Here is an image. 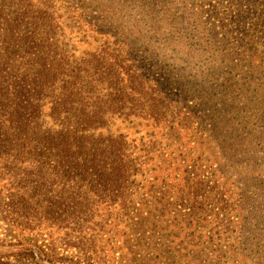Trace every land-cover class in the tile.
I'll return each mask as SVG.
<instances>
[{
  "label": "trees",
  "instance_id": "16d2710c",
  "mask_svg": "<svg viewBox=\"0 0 264 264\" xmlns=\"http://www.w3.org/2000/svg\"><path fill=\"white\" fill-rule=\"evenodd\" d=\"M185 1L115 0V10L125 24L141 31L149 40L163 43L168 39L170 43L166 51L173 46V50L179 52L174 56L175 63L169 64L162 73L160 82H152L148 86H153L148 87L144 82L148 79L140 78L148 65H144L140 72L141 64L129 63L124 76V67L111 72L108 65L97 61L95 71L100 76L99 81L113 82L117 88L114 97L119 102L133 101L129 97L144 90L156 96L162 106L172 103L178 113H181L180 107H185L189 101L194 102L192 108H186L187 115L178 116L188 126L181 130L188 133L193 129L194 121L198 120L202 125L201 134L206 133L207 136H199L202 141L198 148H187L182 144L184 147L179 145L176 149L178 155L163 154L159 165L162 167L170 161L177 166L176 170L182 176L174 178V193L178 199L192 205L203 204L194 207L189 215L190 222L198 231L211 234L220 229V245L216 247L231 248L234 245H230L233 239L230 227H237L241 246L232 251L237 263L252 260L255 253L257 261L264 264V158L255 160L252 163L254 168L245 164L252 161L250 156L254 151L264 146V140L260 141L264 138V101L260 104L257 98L252 97L257 91L252 88L253 81L264 77V0L226 2L223 18L230 21L225 28L236 34L231 44L217 40L211 28L190 32L194 22L184 10ZM63 7L62 0H0V166L6 168L8 161L11 168L19 170L24 167L35 175L32 181L23 180L21 186L14 182L17 177L11 176L14 188L6 196V189L0 187V204L4 201L5 218L14 229L35 237L42 236L44 230H51L69 210L73 211L69 217L83 215L92 195L117 198L118 193L132 185L130 178L137 176L131 172L132 164L139 162L130 158L122 135L111 134L110 129L97 124L104 112H92V128L78 130L63 120L57 124L60 116L65 117L62 107L66 101L52 103L48 114L52 119L51 127L43 128L45 117L40 111L43 105L37 104L36 99L41 89L55 85L61 71V60H64L59 54L61 36L52 23ZM185 36L193 37L196 42L186 40ZM32 49L36 51L32 59L21 62ZM202 55L210 56L203 59L214 66L213 69L204 76L190 73L192 70L188 71L187 64L194 59H202ZM234 56L240 59L234 67L240 75L232 82L228 67ZM240 62L244 65L241 66ZM169 74L171 76L167 77ZM29 76L32 78L30 81ZM168 88L178 92L176 101L171 103L163 96ZM257 107L262 108L256 121L260 125L245 133L248 126L246 121L243 122V115ZM80 121L85 124L86 120ZM221 126L231 128L237 136L222 138L218 130ZM85 127L89 126L86 124ZM103 129L106 138L101 137ZM256 130L259 132L255 133ZM195 137L189 135L184 139L191 142ZM180 139L174 136V144ZM196 153L205 157V170H211L213 185L210 183L205 187L201 177L198 178L196 173L201 172V167L190 168L197 165ZM243 167L245 178H239V169ZM59 168L66 172L64 176L59 174ZM166 171L171 170L167 168ZM50 177L53 181H49ZM141 184L149 185L150 180ZM164 185L169 184L165 182ZM121 197L127 201L123 195ZM23 242L14 252L15 262L38 264L42 260L53 264L49 262V250L32 239ZM95 258L99 264L102 263L100 256ZM145 258L140 260V264H169L160 258ZM58 263L67 264L54 261V264ZM0 264L11 263L2 261Z\"/></svg>",
  "mask_w": 264,
  "mask_h": 264
},
{
  "label": "rangeland",
  "instance_id": "374dc122",
  "mask_svg": "<svg viewBox=\"0 0 264 264\" xmlns=\"http://www.w3.org/2000/svg\"><path fill=\"white\" fill-rule=\"evenodd\" d=\"M200 1L183 2L185 12L194 22L189 31L194 33L211 28L217 40L227 44L233 43L236 34L233 30L230 33L228 29L226 30L225 26H228L227 21L230 20L226 21V17L223 18L228 0H204L201 5ZM62 3L64 7L60 14L55 16L52 24L61 36L58 44L59 54L64 60H61V71L55 85L41 89L36 99L37 104L40 102L43 105L40 110L42 117H45L43 128L51 127L52 119L48 118V114L51 113L52 103L66 101L62 107L65 117L60 116L57 124L63 120V123L72 125L78 130L92 128V112H104L103 118L97 124L110 129L111 134L122 135L129 148L130 158L139 161L137 165L132 162L131 168V172L137 176L130 178L132 185L123 193H118L117 198L92 195V201L87 206L88 210L83 215H79L78 218L69 217L73 212L69 210L51 230H44V234L37 237L13 228L5 218L3 201L0 204V262L27 264L25 261L15 262L13 255L24 240L32 239L51 252L49 262L52 261L53 264L54 261L67 262V264H99L96 256L102 258L100 264H130V262L134 264V261L140 264V260L145 257L160 258L169 264H238L237 258L232 254V251L238 250L241 246L238 228L230 227L233 238L230 245H234L233 247H216L220 245V229H215L211 234H208V231L200 232L189 219V215L194 211L193 208L203 204L192 205L178 199L173 187L175 176L180 175L176 170L177 166L167 161V165L160 167L158 162L163 154L170 152L171 156L178 155L179 151L176 149L179 145L198 148L202 141L199 136H207L206 133L201 134L202 125L198 120L194 121L193 129L188 133L181 130L188 126L185 121L178 119V116L187 115L186 108H192L194 102L189 101L185 107H180L181 113L175 112L176 108H173L171 102L176 101L178 92L173 88L164 91V98H168V102L171 103L166 104L167 106H162L156 96L146 90L139 95L130 96L129 99H133V101L127 100L131 102L130 104L127 101L119 102L116 96L114 97L117 88L113 82L99 81L100 76L95 71L97 61L108 65L111 72L120 71L124 67V76L129 69V63L141 64L140 72L144 70V65H148L140 76L142 80L148 79L144 81L148 86L152 82L162 80V73L168 69L169 64L175 63L174 56L179 52L174 51L173 46L166 51L170 43L168 39L163 43L149 40L141 31L125 24L115 10V0H62ZM185 39L196 42L193 37L185 36ZM202 47L201 44V49ZM35 54V49H32L30 55L21 62L32 59ZM203 58L207 59L210 56L202 55V59L191 61L187 64L188 71L192 70L190 73L204 76L206 72L212 70L214 66L209 65ZM239 60L234 56L228 67V70L231 69L228 76L232 82L234 77L240 75L235 71ZM119 62H124L123 66ZM240 64L243 66L244 62ZM31 79L29 76V81ZM261 86H264V77L253 81L252 86L257 90L252 97L257 98L260 104L264 101V89ZM144 94L146 96L143 97ZM261 110V107L249 109V113L243 115L245 120L243 117L242 120L246 121L245 125L248 126L245 133L259 127L260 124L256 121ZM81 119L86 120L85 124H82ZM86 124L89 127H85ZM218 130L222 133V138L237 136L226 126H221ZM102 132L101 137L106 138L105 129ZM257 132L259 130L255 131ZM86 134L89 132L87 131ZM238 134L240 135L241 132ZM189 135L196 136L191 141L194 144L184 139ZM174 136L181 138L179 143L174 144ZM201 156L196 153L197 165L190 168L194 170L201 167V172L196 174L207 187V184L213 185V177L211 170L207 168L205 170V157L201 158ZM250 157L252 161L250 163L247 161L245 164L254 168L252 163L264 158V146H260ZM139 164L142 166L139 167ZM167 168L171 171H166ZM239 170V178H245L244 167ZM58 172L61 176L66 174L61 168ZM11 176L17 177L14 182L20 183V186L24 183L23 180L35 179L33 171L24 167L19 170L11 168L10 162L7 161L6 168L0 166V187L6 189V196L9 190L14 188ZM167 176L169 179H166ZM146 180H150V184L143 186L141 182ZM49 181H53V178L50 177ZM165 182L169 185L165 186ZM122 195L126 202L121 199ZM4 200L6 203V199ZM252 256V260L247 259L243 264H262L257 261L255 253ZM38 264L48 263L40 260Z\"/></svg>",
  "mask_w": 264,
  "mask_h": 264
}]
</instances>
